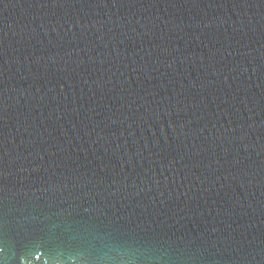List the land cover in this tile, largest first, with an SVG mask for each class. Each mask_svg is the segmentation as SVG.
I'll list each match as a JSON object with an SVG mask.
<instances>
[{"label": "water", "instance_id": "95a60500", "mask_svg": "<svg viewBox=\"0 0 264 264\" xmlns=\"http://www.w3.org/2000/svg\"><path fill=\"white\" fill-rule=\"evenodd\" d=\"M0 264H264V0H0Z\"/></svg>", "mask_w": 264, "mask_h": 264}, {"label": "snow or ice", "instance_id": "6c2138e0", "mask_svg": "<svg viewBox=\"0 0 264 264\" xmlns=\"http://www.w3.org/2000/svg\"><path fill=\"white\" fill-rule=\"evenodd\" d=\"M79 238L82 243H89L88 237L91 236L93 240H103L104 236L99 234V231L96 230V234L93 233L92 230L85 229L84 232L79 233ZM137 233L132 229H125L123 227H114L107 231L108 237H131L134 238ZM72 240H76L77 236L74 235L71 238ZM87 258V257H86Z\"/></svg>", "mask_w": 264, "mask_h": 264}]
</instances>
